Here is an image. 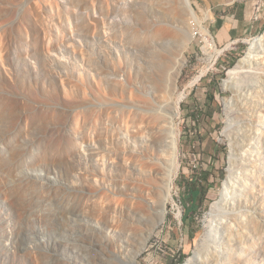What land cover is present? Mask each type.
<instances>
[{
	"label": "rangeland",
	"instance_id": "rangeland-1",
	"mask_svg": "<svg viewBox=\"0 0 264 264\" xmlns=\"http://www.w3.org/2000/svg\"><path fill=\"white\" fill-rule=\"evenodd\" d=\"M190 1L0 0V264H264V27Z\"/></svg>",
	"mask_w": 264,
	"mask_h": 264
},
{
	"label": "crops",
	"instance_id": "crops-1",
	"mask_svg": "<svg viewBox=\"0 0 264 264\" xmlns=\"http://www.w3.org/2000/svg\"><path fill=\"white\" fill-rule=\"evenodd\" d=\"M224 5L227 12H218L214 24L219 42H237L264 27V0H230Z\"/></svg>",
	"mask_w": 264,
	"mask_h": 264
},
{
	"label": "bare ground",
	"instance_id": "bare-ground-1",
	"mask_svg": "<svg viewBox=\"0 0 264 264\" xmlns=\"http://www.w3.org/2000/svg\"><path fill=\"white\" fill-rule=\"evenodd\" d=\"M185 2L187 3V5H190L191 6V1L190 0H185ZM263 37H264V34L263 35H259V36L255 37V38H253L252 39V42L253 43L254 42H257V41L260 40V38H263ZM208 45L210 46V48L211 47H214V44L212 42L208 43ZM254 56H255V54L250 51L246 55L245 60H250ZM242 71H250V69L245 68V66H243V65H240V66H237L236 68H232L230 70V73H237V72H242ZM199 77H200V75H197L196 78L194 79V81H197L199 79ZM180 100H181V97L173 100L174 107H175V113H173V114L172 113H169V114L167 113L168 116H169V118L171 119V121H173V123H175V118H176V115H177V112H178V104H179ZM171 129H172V135H170V137H172V139L170 140V143H171V146L170 147L172 148V156H173V158H172L173 169H171V171H172V173H174V171L177 168L178 143H177V136L174 133L175 132L174 131V126H172ZM170 179H169V181H170ZM168 193H170V192H168ZM257 217H258V214L255 211H251V212H249V214H247V216L245 217V219H246L247 222L254 223V227L255 228H258V223L257 222H259V221H257L258 220Z\"/></svg>",
	"mask_w": 264,
	"mask_h": 264
},
{
	"label": "trees",
	"instance_id": "trees-1",
	"mask_svg": "<svg viewBox=\"0 0 264 264\" xmlns=\"http://www.w3.org/2000/svg\"><path fill=\"white\" fill-rule=\"evenodd\" d=\"M217 13L218 12H216V14ZM211 97L213 98V94H211ZM204 178L207 179V174L204 176ZM187 189H188V196L185 198L187 200L184 203V208H185L184 219L191 217V214L199 208L203 196L205 194V190H203L199 182L194 179H192L189 182Z\"/></svg>",
	"mask_w": 264,
	"mask_h": 264
}]
</instances>
